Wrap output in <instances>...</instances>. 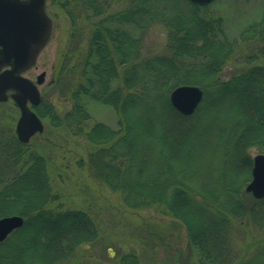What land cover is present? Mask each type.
I'll use <instances>...</instances> for the list:
<instances>
[{
	"label": "trees",
	"instance_id": "1",
	"mask_svg": "<svg viewBox=\"0 0 264 264\" xmlns=\"http://www.w3.org/2000/svg\"><path fill=\"white\" fill-rule=\"evenodd\" d=\"M54 3L71 22L50 84L66 103L58 105L43 95L33 107L38 116L93 145L79 164L119 194L127 209H154L178 221L197 264H247L238 260L233 234L245 218H257L256 226L264 230V199L244 189L252 159L245 156L241 139L247 129H258V140L249 144L264 147V66L221 78L237 44L227 38L223 17L209 11V5L190 0ZM82 19L92 28L86 46L78 24ZM156 25L166 29L167 42L162 51L147 54L145 36ZM243 39L264 44V16ZM255 50L246 61L264 62V45ZM184 84L199 85L205 93L190 116L179 113L169 98ZM92 101L114 110L115 126L92 118ZM229 115H238L248 128H240L239 121L224 140L226 130L214 125L226 124ZM231 137L236 138L233 148ZM0 141L5 146L0 149L5 152L0 217L25 218L0 242V264H60L80 245L96 241L94 219L59 202L46 157L15 135L5 140L0 134ZM258 257L264 259V250ZM139 263L131 252L108 264Z\"/></svg>",
	"mask_w": 264,
	"mask_h": 264
},
{
	"label": "rangeland",
	"instance_id": "2",
	"mask_svg": "<svg viewBox=\"0 0 264 264\" xmlns=\"http://www.w3.org/2000/svg\"><path fill=\"white\" fill-rule=\"evenodd\" d=\"M54 1L47 0L46 4L54 22L53 35L48 45L40 52L36 64L23 75L36 81L37 76L45 72V82L39 87L42 96L45 95L46 99L58 105H65V99L56 95L51 85L54 82V69L59 54L64 48L66 49L69 41L71 22ZM207 9L223 17L227 38L237 44L232 59L220 73L221 78L228 80L246 68L264 66L261 60L246 61V57L256 51L255 48L264 44L254 39L243 41L247 29L263 19L264 0H214ZM78 24L82 28L81 33L85 37L83 44L86 46L92 28L83 19ZM166 42V29L163 25H157L145 36L143 50L147 54L148 51L160 52ZM89 110L94 120L104 121L111 126L116 125L118 117L111 107L92 101ZM19 117L20 111L12 99L0 102V134L5 140L13 135L16 136ZM42 121L44 131L30 139L29 150L46 157L50 182L60 195L59 202L62 207L86 211L94 219L98 229L96 241L80 245L72 257L60 264H108L121 255L131 252L139 256V264H197L195 253L188 245L186 231L178 221L154 209L138 211L127 209L119 194L93 178L86 165L79 164L81 160L86 162L88 153L94 149L93 145L86 138L75 136L64 127H55L45 120ZM239 121L240 128H248L246 121L242 122L238 115H229L226 124L218 121L214 129L219 130L223 127L226 130L223 139L227 140ZM241 131L242 129L239 133ZM258 135V129H247L241 139L245 145L246 157L253 159L257 154L264 153L262 145L249 144L258 140ZM215 136L217 138L218 135ZM236 138L231 137V148L235 147ZM2 146L5 147L0 141V149ZM218 157L221 158L220 155ZM4 158L5 152L1 151L0 166L4 163ZM252 166L253 161L251 169ZM4 174L9 175V172L6 171ZM251 178L250 175L244 189ZM260 222L257 218L255 220L245 218L243 228L233 234V249L238 260H245L247 264H264V259L258 257L264 250V230L256 226Z\"/></svg>",
	"mask_w": 264,
	"mask_h": 264
},
{
	"label": "water",
	"instance_id": "3",
	"mask_svg": "<svg viewBox=\"0 0 264 264\" xmlns=\"http://www.w3.org/2000/svg\"><path fill=\"white\" fill-rule=\"evenodd\" d=\"M190 1L206 6L213 0ZM46 4L47 0H0V102L12 99L18 107L16 135L24 144L44 131L43 121L32 106L41 101L39 86L45 82L46 73L39 74L36 81L23 74L36 64L53 35L54 22ZM169 98L179 113L189 116L202 102L203 91L195 85H180L171 91ZM251 177L246 192L263 199L264 154L254 156ZM23 224L24 218L19 215L1 217L0 242Z\"/></svg>",
	"mask_w": 264,
	"mask_h": 264
},
{
	"label": "bare ground",
	"instance_id": "4",
	"mask_svg": "<svg viewBox=\"0 0 264 264\" xmlns=\"http://www.w3.org/2000/svg\"><path fill=\"white\" fill-rule=\"evenodd\" d=\"M156 26H157V25H156ZM156 26H154V27H156ZM154 27H153V28H154ZM153 28H152V29H153ZM146 36H147V35H146ZM184 85H186V84H184ZM189 85H195V84H189ZM179 86H180V85H179ZM195 86H198V87L203 91V98H202V102H203V100H204V96H205L204 90H203L199 85H195ZM202 102L200 103V105L202 104ZM200 105H199V107L195 110L194 113H196V112L198 111V109L200 108ZM194 113H193V114H194ZM193 114H192V115H193ZM189 116H190V115H189ZM41 133H42V132H41ZM16 136H17V135H16ZM17 139H18V138H17ZM19 142H20V141H19ZM29 142H30V141H29ZM20 143H21V142H20ZM22 144H24V143H22ZM27 144H28V143H27ZM260 154H264V153H260ZM251 170H252V169H251ZM245 191H246V190H245ZM250 194H251V193H250ZM251 195H252V194H251ZM252 196H253V195H252ZM15 215H16V214H15ZM17 215H18V214H17ZM19 216H22V215H19ZM22 217H23V216H22ZM23 218H24V217H23ZM24 219H25V218H24ZM18 229H19V228H18ZM16 230H17V229H16ZM12 233H13V232H12ZM12 233H11V234H12Z\"/></svg>",
	"mask_w": 264,
	"mask_h": 264
}]
</instances>
